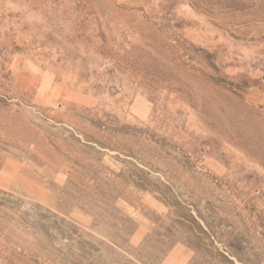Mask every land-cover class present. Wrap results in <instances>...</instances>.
<instances>
[{"label": "rangeland", "instance_id": "1", "mask_svg": "<svg viewBox=\"0 0 264 264\" xmlns=\"http://www.w3.org/2000/svg\"><path fill=\"white\" fill-rule=\"evenodd\" d=\"M0 176V264H264V0H0Z\"/></svg>", "mask_w": 264, "mask_h": 264}, {"label": "bare ground", "instance_id": "2", "mask_svg": "<svg viewBox=\"0 0 264 264\" xmlns=\"http://www.w3.org/2000/svg\"><path fill=\"white\" fill-rule=\"evenodd\" d=\"M125 80V79H124ZM128 81V80H127ZM118 82V84H119V81H117ZM124 83V82H123ZM123 83H121L122 85H123ZM72 85H74V84H72ZM110 85V84H109ZM126 85V84H125ZM128 85L130 86V83H128ZM83 86V85H82ZM86 86V85H85ZM125 87H127V85L125 86ZM71 88V87H70ZM71 89H73V88H71ZM76 90H77V88H75ZM84 89V88H83ZM138 89V88H137ZM80 90V89H79ZM131 90V89H130ZM133 90V89H132ZM81 91V90H80ZM82 92V91H81ZM128 93H129V91H127V94L126 95H128ZM73 95L74 96H77V98H79V93H77V92H75V93H73ZM63 99H64V97H63ZM62 99V100H63ZM65 100V99H64ZM86 101H87V103L89 104V105H93V104H95L97 101L94 99V98H92V97H86ZM114 101H116L117 102V104L120 106V105H122V104H126V99L124 98V99H122L121 97H114V99H113V102ZM64 102V101H63ZM74 103V102H73ZM63 104V103H62ZM145 104V103H144ZM144 104H143V106H144ZM134 105L136 106L137 105V102H135L134 103ZM134 105L131 107V109L135 112V107H134ZM72 106H75V105H72ZM77 106H78V104H77ZM76 106V107H77ZM81 106V105H80ZM79 107V106H78ZM77 107V108H78ZM147 107V106H146ZM145 107V108H146ZM82 108V107H81ZM90 108V107H89ZM76 109V108H75ZM78 109H80V108H78ZM85 109H87V108H85ZM116 109V108H115ZM114 109V112L116 113V110ZM83 110V109H82ZM94 110V109H93ZM92 110V111H93ZM174 110V109H173ZM85 111L86 110H84V113H85ZM88 111H91L90 109H88ZM87 111V112H88ZM76 112H80V111H76ZM83 112V111H82ZM86 112V113H87ZM95 112V111H94ZM97 112V111H96ZM25 113V112H24ZM98 113H99V111H98ZM117 113H119V114H121L119 111H117ZM93 114V113H92ZM174 114V113H173ZM89 115H91V114H89ZM97 115V114H96ZM102 115H103V113H102ZM22 116V115H21ZM92 116V115H91ZM94 116H95V114H94ZM171 117H172V113H171V115H170ZM15 117V116H14ZM90 117V116H89ZM100 117V116H99ZM174 117V116H173ZM21 118V117H20ZM20 118H17L18 120H20ZM28 119V118H27ZM100 119V118H99ZM106 119V118H105ZM25 120V119H24ZM22 121V120H21ZM120 121H122V118L120 119ZM19 122V121H18ZM169 123V122H168ZM22 124V122H20V124L19 125H21ZM25 124L27 125V123L25 122L24 123V126H25ZM114 125V124H113ZM23 126V125H22ZM33 129H34V127H33ZM127 127L126 126H124V125H117V126H115L114 128H112L110 131L111 132H113V131H119V132H121V131H127ZM121 136V135H120ZM30 137V136H29ZM121 138H122V136H121ZM30 139V138H29ZM28 140V139H27ZM33 140V139H32ZM30 141V140H29ZM25 146V145H24ZM30 150V149H29ZM32 152H34V151H32ZM30 153H31V151H30ZM36 153V152H35ZM38 153V152H37ZM29 154V153H28ZM37 155V154H36ZM32 156V155H31ZM34 156V155H33ZM27 171H28V169H27ZM13 173V172H12ZM21 173V172H20ZM30 173V172H29ZM22 174V173H21ZM33 174V173H32ZM26 175H28V174H26ZM35 176V175H34ZM33 176V177H34ZM1 177V176H0ZM37 179V178H36ZM7 181V180H6ZM68 198V197H67ZM65 199V198H64ZM68 202V201H67ZM103 223V222H102ZM131 226V225H130Z\"/></svg>", "mask_w": 264, "mask_h": 264}]
</instances>
